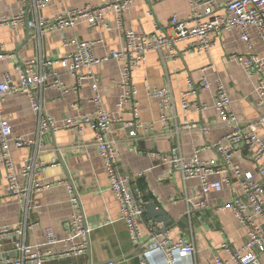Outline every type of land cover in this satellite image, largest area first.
<instances>
[{
  "label": "crops",
  "instance_id": "crops-1",
  "mask_svg": "<svg viewBox=\"0 0 264 264\" xmlns=\"http://www.w3.org/2000/svg\"><path fill=\"white\" fill-rule=\"evenodd\" d=\"M113 1L51 0L46 9L37 11L33 0H0V20L12 19L25 12L28 21H53L58 14ZM191 13L188 0H133L124 16L123 28L119 27L113 12L105 17L109 30L81 22L64 32L41 35L26 24L16 28L0 25V45L5 46L8 54L0 60V82L3 75L10 72L14 83L19 84L18 66L29 60L64 58L76 50L74 42L94 43L96 57H103L111 51H124L125 31L141 35L167 32L173 17L185 19ZM223 13L221 9L216 14ZM250 33L252 49L240 39L237 31H232L215 38L213 47L207 52L198 53L191 42L183 41L176 46V59L163 60L160 54L149 53L146 61L132 75V85L138 92L135 113L132 103L126 104L123 110L118 107L124 93L121 87L124 81L122 64L112 60L93 67L103 108L117 120L112 125V138L120 152V173L143 174L133 189L149 197L148 202L153 201L163 208L173 224H177L169 228L172 239L194 242L196 264H214L215 257L223 254L221 247L225 243L234 248L244 244L246 231L232 213L222 208L241 194V182L234 178L230 184H224L221 192L203 194L198 180H184L171 165L162 164L158 155L179 148L186 158L199 152L201 160L223 166L220 155L213 148L230 132V127L213 108L219 83L231 99L233 111L242 127L264 117L263 102L256 93L257 79L250 78L242 66L230 59L232 54L264 58V44L255 30ZM35 68L40 74H56L49 78L48 84H53L54 79L61 83L60 89L51 86L35 92L43 115L53 122L48 132L39 136L38 118L26 94L10 95L1 105V110L10 121L14 137L36 141L30 148L11 150L20 185L28 190L34 185L49 184L50 187L40 192L30 189L23 199L12 197L0 165V229L16 228L25 222L34 224L33 229L26 231V243L61 252L65 246L62 241L66 237L68 221L74 214L69 185L79 198L90 230L88 252L79 258L47 264H141L140 251L132 244L127 225L120 217L119 203L111 190L93 131L85 129L80 133L61 128L67 120L79 119L97 110L92 81L86 80L79 86L77 78L59 65L51 69L39 65ZM204 76L211 83L208 90L200 87ZM190 82L198 87L190 102L198 106L207 105L208 109L192 110L185 115L182 96L189 89ZM153 88L170 90L169 102L163 104L160 99L150 98L148 92ZM163 114L169 119L167 123L161 120ZM119 119L136 122L142 127L124 128ZM259 133L264 141V125ZM40 144H44L43 148ZM25 160H29L28 164L33 167L27 176L22 174L27 164ZM233 163L242 173L252 172L256 180L264 183L254 162L252 148L241 149L234 156ZM228 176L227 173L220 174L212 179L223 180ZM201 203L205 206L195 207ZM152 224L146 213L142 222L144 242L150 241ZM47 228L53 230L58 243L45 247ZM11 239L0 236V257L10 249ZM261 261L264 264V254H261Z\"/></svg>",
  "mask_w": 264,
  "mask_h": 264
},
{
  "label": "built area",
  "instance_id": "built-area-1",
  "mask_svg": "<svg viewBox=\"0 0 264 264\" xmlns=\"http://www.w3.org/2000/svg\"><path fill=\"white\" fill-rule=\"evenodd\" d=\"M26 2L28 0H17ZM51 0H33L37 11L46 9ZM192 13L188 18L180 19L177 16L171 20L170 30L163 33L155 32L151 35H141L133 31H125V50L111 51L103 57H96L93 53L92 42H74L76 50L68 56L58 60H29L18 66L20 83L15 84L10 72L3 75L0 82V165L4 170V180L8 184V193L15 198H25L30 189L44 191L49 184L34 185L29 190L22 188L19 183L15 165L11 157V150L30 148L36 141L33 138L14 137L13 129L9 119L3 114L1 105L12 94H26L32 103L39 123V136L42 137L53 125L50 118L43 115L41 105L35 92L57 86L61 88L58 79L53 84H48L55 73L48 75L36 72V66L51 69L61 66L72 73L78 85L81 86L86 80H91L93 90L96 92L95 101L97 110L79 119H69L61 127L68 131L83 132L91 129L94 133L95 144L98 147L100 157L103 161L111 190L115 194L120 208V217L126 223L132 244L140 251L141 264H196L197 254L194 242H188L183 238L172 239L170 231L165 230L160 224H152L150 241L144 242L142 222L147 213L143 194L133 189L136 181L143 174L122 175L118 169L120 152L115 140L112 138V125L117 121L113 114L103 108L102 97L99 94L98 79L94 76L93 67L112 60L118 61L123 66L124 81L121 84L124 93L120 97L118 107L123 110L124 106L132 103L134 113L137 111L135 97L137 89L132 85L134 71L143 64L149 53L156 52L162 59H176V46L183 41L191 42L192 48L198 53L209 51L215 38L226 32L237 31L240 39L248 48H253L251 30H255L264 44V0H188ZM133 0H115L102 6H85L81 9L67 11L53 21H28L27 14L22 12L12 19L0 20L1 26L19 27L26 24L29 29L35 30L41 35L49 33L64 32L81 22H87L91 27L104 26L107 30L109 25L105 23V17L109 12L116 15L120 28L124 25V16L129 10ZM223 9V14H216ZM164 51L166 53H164ZM8 57L5 46L0 45V60ZM232 62L243 67L250 78H256V93L261 98L264 108V58L257 55L232 54ZM204 90L211 88V83L206 76L200 82ZM195 83L190 82L189 89L183 93L182 109L187 115L192 110L203 111L208 109L207 105H195L190 102V97L197 90ZM153 99H160L167 104L171 98V92L167 89L153 88L148 92ZM163 106V105H162ZM214 110L222 118L223 122L230 127V132L223 138L222 142L215 144L213 148L220 155L223 166H218L213 161H203L197 152L193 157H184L179 148H174L168 154H159L158 158L164 165H171L173 170L178 171L184 180H198L201 184L203 194L219 193L224 184H230L234 178L241 182V194L232 202L225 204L222 208L233 214L238 223L246 231V240L239 248L230 244L222 245L223 254L214 259V264H263L261 254H264V183L256 180L252 172L242 173L237 168L234 156L246 147L254 150V162L258 168L259 175L264 178V141L259 129L264 125V117L242 127L238 117L233 111L232 101L224 86L219 83L215 91ZM164 109V106H163ZM164 123L169 121L165 114L161 116ZM124 128H141V124L127 122L119 119ZM188 123V122H187ZM44 144H40L43 148ZM22 169V174L27 176L32 173L33 167L28 164ZM229 174L223 180H213L212 177L220 174ZM71 193V203L74 214L68 221L66 237L62 241L64 249L54 252L43 249L42 245L31 246L25 241L26 231L33 229L34 224L25 222L16 228L0 229V236L12 238L10 249L0 257V264H47L51 261L62 259L79 258L87 254L89 246L90 230L86 226L85 216L81 203L73 188L68 185ZM205 204H197L196 208L204 207ZM46 246L58 243L51 228L46 229Z\"/></svg>",
  "mask_w": 264,
  "mask_h": 264
},
{
  "label": "water",
  "instance_id": "water-1",
  "mask_svg": "<svg viewBox=\"0 0 264 264\" xmlns=\"http://www.w3.org/2000/svg\"><path fill=\"white\" fill-rule=\"evenodd\" d=\"M1 175L2 173L0 172V177ZM146 208H147V215L154 224L158 223L162 225L165 230H169V231H170L169 228H171L173 225H177V224H173V221L168 217V215L163 210V208L158 207L155 202L153 201L148 202L146 204Z\"/></svg>",
  "mask_w": 264,
  "mask_h": 264
},
{
  "label": "trees",
  "instance_id": "trees-1",
  "mask_svg": "<svg viewBox=\"0 0 264 264\" xmlns=\"http://www.w3.org/2000/svg\"><path fill=\"white\" fill-rule=\"evenodd\" d=\"M144 199H145V201H147V202L150 200V198L147 197V196H144Z\"/></svg>",
  "mask_w": 264,
  "mask_h": 264
}]
</instances>
